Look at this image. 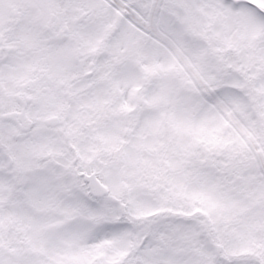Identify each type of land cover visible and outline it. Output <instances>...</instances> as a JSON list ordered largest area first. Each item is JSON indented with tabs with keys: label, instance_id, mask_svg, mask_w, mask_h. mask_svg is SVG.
<instances>
[{
	"label": "rangeland",
	"instance_id": "1",
	"mask_svg": "<svg viewBox=\"0 0 264 264\" xmlns=\"http://www.w3.org/2000/svg\"><path fill=\"white\" fill-rule=\"evenodd\" d=\"M20 1L0 0V27L10 19L9 10L13 2ZM22 1L29 4L35 22L40 21L43 25L50 24L48 22L49 14L58 9L54 0ZM131 1H133L132 4L128 2L131 5L129 7L126 0H90L92 3L90 6L92 9L98 10V15L107 10L106 20L109 25L118 22L119 12L128 11L132 15H136L138 35L151 44L152 49L142 50L137 56V53L135 54L137 34L129 35L126 32L127 26H123L120 31L122 34L118 35L113 42L112 40L109 42L111 53L108 56L109 63L112 64L110 68L114 71L111 70L105 78V70L108 71V68L104 66L98 69L94 76L98 81L89 83L85 81L77 84L79 88L87 85L95 87V98L99 105L96 107L98 113H101L104 105L106 108L108 105L111 113L118 114L120 117L115 118L110 126L96 130L94 144L91 142V140L94 141V136H92L91 140L86 138L83 143L80 142L76 145L80 160L78 163L77 161L73 163L70 160L72 155H69L71 154L67 149L69 146L65 145H61L63 149H56L58 146L53 147L56 149L55 154L58 159L54 164L49 163L46 149H50L54 142L58 145L59 139L53 138L54 142H51L47 138L45 130L32 134L28 138L27 144L10 142L12 145L9 147V151L13 157L12 165L15 168L5 166L0 169V238L4 235L17 237L21 239L22 249L25 253L28 254L30 250H34V255L12 259L9 264H62L64 261L66 264H71L72 261V264H136V262L129 261L133 254V251H129L130 245H132L131 250L135 249L133 258L136 260L133 259L134 261L139 260L143 264L161 262L175 264L173 259L167 255L168 253L161 255L163 257L156 253V242L159 235L156 223L152 224L156 228L151 227L152 229L149 230L155 235L152 239L146 235V229L144 232L143 227L139 226L148 217H156L160 209L152 201V198H156L154 189L149 190L146 195V190H142L139 187V181H137L144 174H149L153 170L157 172L170 202H174L175 205L178 202L183 203L187 214L193 212V214L208 217L212 225L208 221L206 222L211 225L215 237L222 243L223 251L227 257L241 258L245 255H255L264 263V232L262 231L264 230V202H262L264 200V180L262 183L258 178L264 173V153L259 150L260 143L256 142L259 134H254L251 128L249 132L239 121V118L242 117V112L239 110L247 108L248 102L241 96L233 98L232 106L235 105L238 110L234 111L227 106L228 101L220 93L221 70L207 67L199 62L192 54L196 53L195 50L191 49L192 53L184 50L185 35L179 28V24L183 20L179 16L175 19L176 25H174L162 0L142 2L143 4H138V8L137 0ZM209 1L217 4L220 9L216 17L217 21L223 20L228 26L229 37H232V41L229 42L230 50L237 54L235 63L248 61L245 52L255 49L254 60L257 61V67L264 69V17L257 15L251 5L247 6V3L250 2L262 9L264 0ZM177 2V6L182 4L186 10L192 11L191 16H194V12H198L189 0H177ZM198 8L203 9L205 15L213 18L215 9L213 6H198ZM177 11L180 12V9L177 8ZM99 16L104 17L105 15ZM195 18L197 17L195 16ZM20 22L23 26L20 32H23L26 41L22 35H19L18 45L10 47L8 46L9 41L2 38L0 34V87L2 88L0 90V116L3 111L5 113L18 111L19 115H17L29 123L26 127L37 131L46 128L43 122L46 117L57 116L61 113L62 98L57 78H79L90 69L89 66L80 68L75 66L73 50L68 42H64L62 45L52 47L47 58L46 64L48 66L50 62V73L53 79L32 81L36 77H42L44 73L38 60L43 51L41 48H37L43 44L35 41L30 33V27H27L26 23ZM218 23L216 22V33H221L222 29L220 25L219 28ZM76 27V24L74 27L73 24H69L71 30ZM78 33L83 43L81 50H77L78 55H85L100 48V35L92 34L90 28L80 29ZM10 36L13 34L11 33ZM240 44H243L242 53L238 54L234 48H238ZM127 50L129 51L127 52ZM123 55L127 59H123ZM136 56L140 58L137 66L139 70L142 66L141 73L144 70L146 73H152L156 78L154 80L156 85L148 89L143 101L148 105H154L160 99L162 102L161 112L163 113L143 115L138 129L143 130V126H147L152 131H156L158 122L171 116L174 121L173 131L178 137V143H183L179 146L171 145V147L185 154V157L182 161L176 159L171 161L172 173L169 170H161L155 161L148 164L151 171H143L137 169L136 153L134 150H130L123 158V166L117 164L116 167L102 166L100 169V175L110 190V196L100 202L99 207H90L82 214L83 216H68L73 211L81 214L84 210V203L81 204L77 200L80 205L78 210H75L72 208V204L68 205L67 202L59 200L57 195H59L60 185L68 177V175H59L64 167H71L74 175L72 174L66 180L69 183H65L64 187L70 188L73 185V190H75V186L79 188L80 192L75 196L79 198L86 192L83 180L80 181L78 178L79 174L90 173L92 166L93 168L99 166L98 161L91 165V151L104 146L106 148L113 146L120 133L127 130L132 120L131 114L136 116L137 108L139 109V103L137 104L136 101L137 91L144 84L146 78L152 76H141L140 81H137L139 76L132 70L137 66L131 63ZM88 59L87 55L83 61L88 63ZM125 60L126 64H123ZM156 61H158L159 72L170 69L169 72L184 70L188 75L190 73L194 79L193 81L191 79V82L196 83V87L203 92L199 104L189 106L187 117V109L180 107L183 98L178 99L180 92H177L176 84L172 83L170 79L159 80L160 76L154 70ZM230 61L233 62L231 59ZM234 65H232L233 68H235ZM81 68L85 71H80ZM230 81H233V78ZM261 81H263V86L259 87L264 90V77L261 78ZM14 86L26 88L23 99L32 102L33 109L28 116L22 110L20 99L6 95L14 89ZM230 89L233 92L238 90L228 86L227 90ZM89 90L92 89L89 88ZM261 98V103H264V95ZM87 102V100L84 101L85 104ZM77 110V108H72L66 114V120L60 117L61 126L57 129H50L49 135L55 133L62 139L61 130L68 127L69 124H71L70 127L65 131L71 136L76 135L77 126L74 127V119L79 117V115L76 116ZM62 126L63 128H61ZM8 127L4 128L2 125L0 127L2 133L5 130L3 133L5 144L10 139ZM135 128L137 129V126ZM40 138H44L41 140L44 145L38 143ZM64 138L67 139L65 135ZM139 141V137L134 139V147ZM152 141L153 139H147L149 147H152ZM234 143L245 150L240 149ZM227 146L230 148L232 162L237 166L240 165L247 153L249 156L258 154L257 169L253 171L241 169L239 171L241 185L235 189L233 187L224 188L222 186L223 177L214 168L209 165H204L202 168L198 166L203 161L204 155H206L203 157L204 160L209 156L224 159L226 157H222L221 152L225 150L229 157ZM199 147L202 152L197 154L196 150ZM35 155L36 158L32 161ZM5 161L0 160V166L8 164ZM3 174L9 179L10 186H4ZM153 187L156 188L155 182ZM123 191L125 192L123 193ZM72 195L75 194L72 193ZM231 196H233L232 199H230ZM169 201L166 206L171 209ZM120 203L126 205V216H130L129 220L132 223L114 227L111 226V222L119 220L121 217ZM103 209L106 211L108 209L105 216L111 218V221L95 225L90 219H92L91 217H100ZM173 211L175 212V210ZM162 220L164 219H159V221ZM242 220L248 221L250 224L243 227ZM176 221L172 220L170 225L166 220L162 221L169 228L173 225L172 234L166 230L163 237L168 239L171 251L180 252L183 249L190 251L195 245L188 241L191 234L187 232V225ZM200 221L203 219L201 218ZM196 225L197 230L204 228L203 223ZM197 235V240H200L199 243L202 245L205 235L198 233ZM192 238L196 239V236ZM2 246L3 243H1ZM211 251L214 252V245L212 247L203 246L201 249L203 255L210 254ZM247 257L239 264H258L259 260L255 258L250 260V257ZM181 259L183 260V258ZM122 260L126 261L121 262ZM204 260L203 257L200 263H203ZM0 264H7V260H0ZM191 264L193 263L191 262Z\"/></svg>",
	"mask_w": 264,
	"mask_h": 264
},
{
	"label": "trees",
	"instance_id": "2",
	"mask_svg": "<svg viewBox=\"0 0 264 264\" xmlns=\"http://www.w3.org/2000/svg\"><path fill=\"white\" fill-rule=\"evenodd\" d=\"M188 25L190 26V29L192 31H195L198 34H205V33H210L213 30V24L214 22H209V23H205L204 21H202V19L194 22V21H187ZM220 58V57H219ZM223 62V61H222ZM224 78V76H223ZM223 84H225V81H222ZM245 85L243 87V91L248 94L249 99H251L253 106H257L259 105L258 101H259V92L257 91V89L255 88L254 83H252V81L246 80L244 81ZM261 110V108H260ZM263 125H264V120H263ZM222 162L224 164L227 163V161L222 160ZM222 170L229 172V174H231L232 170L228 167H221ZM221 175V174H219ZM206 230L208 233H210V235H208V238H212V240L217 241L216 238H213L212 234H215L214 231L212 230V228L209 229H203ZM4 255V254H3ZM248 257H250V259L255 258L257 260H259V262H262L261 259H259L257 256L255 255H247ZM4 256H1V259H4ZM244 259V258H243ZM238 262H241L242 259H237ZM203 264H219L218 261L214 260V261H204Z\"/></svg>",
	"mask_w": 264,
	"mask_h": 264
},
{
	"label": "water",
	"instance_id": "3",
	"mask_svg": "<svg viewBox=\"0 0 264 264\" xmlns=\"http://www.w3.org/2000/svg\"><path fill=\"white\" fill-rule=\"evenodd\" d=\"M55 120L48 121V124H55ZM85 180L89 183L90 189L94 196L102 197L107 194V190L105 187L101 185V183L94 177V175L86 176Z\"/></svg>",
	"mask_w": 264,
	"mask_h": 264
}]
</instances>
